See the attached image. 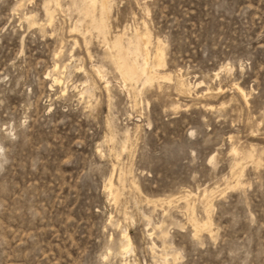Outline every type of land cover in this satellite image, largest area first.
Listing matches in <instances>:
<instances>
[{
  "label": "rangeland",
  "instance_id": "obj_1",
  "mask_svg": "<svg viewBox=\"0 0 264 264\" xmlns=\"http://www.w3.org/2000/svg\"><path fill=\"white\" fill-rule=\"evenodd\" d=\"M0 264H264V0H0Z\"/></svg>",
  "mask_w": 264,
  "mask_h": 264
},
{
  "label": "bare ground",
  "instance_id": "obj_2",
  "mask_svg": "<svg viewBox=\"0 0 264 264\" xmlns=\"http://www.w3.org/2000/svg\"><path fill=\"white\" fill-rule=\"evenodd\" d=\"M158 58L160 59V56ZM239 90L242 91L240 88ZM123 239H124V249L128 251L130 248V236L127 232H123Z\"/></svg>",
  "mask_w": 264,
  "mask_h": 264
}]
</instances>
